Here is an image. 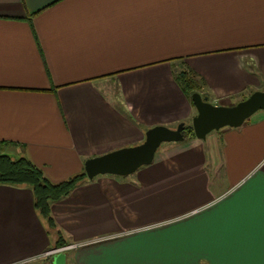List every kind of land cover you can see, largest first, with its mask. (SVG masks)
<instances>
[{
    "label": "crops",
    "instance_id": "1",
    "mask_svg": "<svg viewBox=\"0 0 264 264\" xmlns=\"http://www.w3.org/2000/svg\"><path fill=\"white\" fill-rule=\"evenodd\" d=\"M183 70L216 106L263 92L264 0H0V155L58 184L143 144L150 129L192 125ZM262 181L264 110L164 143L132 175L87 178L51 211L75 246L67 264H214L225 257L212 241L247 245ZM56 240L33 190L0 184V264L43 260ZM236 258L260 260L259 247Z\"/></svg>",
    "mask_w": 264,
    "mask_h": 264
},
{
    "label": "water",
    "instance_id": "2",
    "mask_svg": "<svg viewBox=\"0 0 264 264\" xmlns=\"http://www.w3.org/2000/svg\"><path fill=\"white\" fill-rule=\"evenodd\" d=\"M197 115L192 121L194 134L205 139L213 131L224 128H239L258 111L264 110V91L252 94L248 99L231 107L216 106L200 93L192 95ZM186 125L177 129L155 127L146 133L143 144L123 148L86 162L85 173L89 179L99 175L129 176L153 162L158 149L164 143L183 142ZM50 264H67L65 252L51 258Z\"/></svg>",
    "mask_w": 264,
    "mask_h": 264
},
{
    "label": "trees",
    "instance_id": "3",
    "mask_svg": "<svg viewBox=\"0 0 264 264\" xmlns=\"http://www.w3.org/2000/svg\"><path fill=\"white\" fill-rule=\"evenodd\" d=\"M176 80L191 100L194 93L201 91L202 82L190 71L183 70L177 73ZM185 133L187 136L195 137L192 125L186 126ZM87 178L86 173L83 172L65 182L52 183L45 177L43 171L28 159L0 155V184L26 186L33 190L35 208L47 222L49 232L54 233L57 237L55 249L66 247L69 244L64 240L61 231H57L51 211L52 203L69 196Z\"/></svg>",
    "mask_w": 264,
    "mask_h": 264
},
{
    "label": "snow or ice",
    "instance_id": "4",
    "mask_svg": "<svg viewBox=\"0 0 264 264\" xmlns=\"http://www.w3.org/2000/svg\"><path fill=\"white\" fill-rule=\"evenodd\" d=\"M247 219L249 224V239L245 248L241 250L235 245H219L218 242L212 241V247L219 248L220 254L225 257L218 262H214V264H264V181L261 182L259 192L255 193L250 201ZM225 231H229V229L226 228ZM257 246L261 255L260 260L236 258L247 255L249 251L254 252ZM191 250L189 248L185 249L186 252H190ZM112 264H192V262H161L136 258L121 259L112 262Z\"/></svg>",
    "mask_w": 264,
    "mask_h": 264
},
{
    "label": "built area",
    "instance_id": "5",
    "mask_svg": "<svg viewBox=\"0 0 264 264\" xmlns=\"http://www.w3.org/2000/svg\"><path fill=\"white\" fill-rule=\"evenodd\" d=\"M75 246H66V247H63V248H58V249H54L50 252H47L44 256L45 257H53L54 255H58L60 253H63V252H66L67 250L73 248Z\"/></svg>",
    "mask_w": 264,
    "mask_h": 264
},
{
    "label": "rangeland",
    "instance_id": "6",
    "mask_svg": "<svg viewBox=\"0 0 264 264\" xmlns=\"http://www.w3.org/2000/svg\"><path fill=\"white\" fill-rule=\"evenodd\" d=\"M45 257V256H44ZM50 264V260H49V258L48 257H45L43 260H40V261H38V262H35V263H33V264Z\"/></svg>",
    "mask_w": 264,
    "mask_h": 264
}]
</instances>
